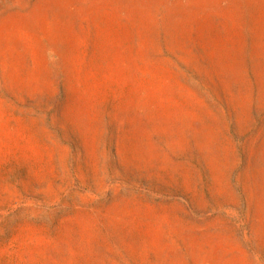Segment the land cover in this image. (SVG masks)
Instances as JSON below:
<instances>
[{
    "label": "rangeland",
    "instance_id": "obj_1",
    "mask_svg": "<svg viewBox=\"0 0 264 264\" xmlns=\"http://www.w3.org/2000/svg\"><path fill=\"white\" fill-rule=\"evenodd\" d=\"M0 264H264V0H0Z\"/></svg>",
    "mask_w": 264,
    "mask_h": 264
}]
</instances>
